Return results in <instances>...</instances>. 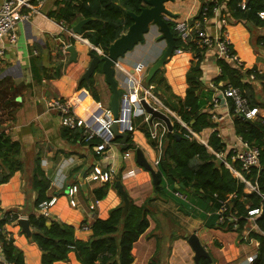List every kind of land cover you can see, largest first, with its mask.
I'll return each instance as SVG.
<instances>
[{"label": "crops", "instance_id": "1", "mask_svg": "<svg viewBox=\"0 0 264 264\" xmlns=\"http://www.w3.org/2000/svg\"><path fill=\"white\" fill-rule=\"evenodd\" d=\"M30 1L36 11L30 18L17 23L16 42L7 45L6 39L0 41V46H5L4 56L0 58V101L10 98L16 101L14 106H9L13 110L11 116L5 117L3 130L20 143L22 162V169L14 172L8 181L0 184L1 216L15 218L6 222L3 229L11 234L14 245L22 251L24 263L40 264L42 252L21 231L16 223L17 217L28 219L31 213L54 216L74 228L75 238L87 240L95 219L106 218L110 209L122 203V197L115 186V181L120 180L134 204L146 205L149 222L146 230L133 243L131 264H196L193 260L194 251L187 242V237L192 233H195L201 244L203 242L205 249L209 250L214 264H249L246 257L256 254L258 241L248 239V244H253L256 249L253 252L246 249L244 256L240 258L242 254L240 241L247 240L246 235L238 237L239 243L234 244L232 238L237 232L209 226L212 221L211 213L215 215V209L196 210L192 205L194 199L186 196V200H182L176 194L178 190L174 189L177 184L169 183L160 164L161 144L167 128L162 137H156L158 127L154 124L159 119L150 121L149 115L140 106H136L130 115V130L127 132L130 133L131 141L127 140V149L122 148L119 139V142H111L104 152L94 153L80 141H73L62 134L64 128L59 113L46 108L48 99L56 97L68 99L80 117L93 122L101 113L98 103H101L103 108L109 107L111 93L100 70L93 75L95 86L101 96L100 101L93 99L84 83L78 84L90 60L88 51L90 49L97 51L100 48L91 44L81 34L72 33L71 28H66L63 22L49 16V11L57 9L59 7L57 3H61V0ZM202 1L204 0H173L167 1L165 7L176 15L174 18L191 19L197 14ZM221 8L222 6L217 12L206 17L202 28L212 38L218 37L223 29L227 30L232 50L238 55L242 65L227 61L243 70L255 66L260 72H264V50H255L251 43V31L240 22L229 21ZM222 19L225 20V24L221 22ZM70 37L74 39L72 44L77 52L75 61H69L70 53L65 51V46L70 44ZM165 45V41L160 39L158 28L151 25L144 35V40L118 59L114 76L124 94L131 92V87L125 82L127 74L134 75L140 89H150L152 97L148 98L149 102L166 113L173 124L175 121L180 124L179 120L185 121L181 119L174 106L185 97L188 86L186 72L193 57L192 52L183 50L179 54L172 53L174 57L165 61L159 69V76L163 79L160 84L161 90L155 89V83L145 82L148 68L161 55ZM218 59L221 58L215 49H205L201 62V89L198 91V97L202 111H211L210 103L213 98H217L219 105L216 112L220 119L212 120L214 126L204 127L200 131H194L185 122L195 134L192 138L203 144L215 156L217 152L208 144L214 132L224 144L226 151H230L237 138L234 128L235 115L230 100L225 99L224 103L222 95V90L229 82L220 77ZM60 61L63 64L58 77L41 76L39 80L34 78L31 70L33 62L36 67L44 68L50 74ZM256 90L257 97L261 99L259 85ZM160 93L166 104L162 101ZM142 123L148 126V136L138 128ZM135 148H140L153 169L161 173V178L156 184L150 172L136 162ZM37 157L50 181L46 192L50 204L43 210L41 205L37 209L33 207L36 192L31 188L28 179L34 159ZM97 170L109 175L110 185L102 199H94L92 190L104 184V178L93 180L87 178ZM232 175L234 176L233 173ZM73 186H77L78 190L72 196L74 204H71L68 191ZM247 188L245 186L246 191ZM180 193L186 195L181 191ZM213 241L216 244L212 245ZM0 264L6 263L0 259ZM55 264L80 263L71 251L66 261Z\"/></svg>", "mask_w": 264, "mask_h": 264}, {"label": "trees", "instance_id": "2", "mask_svg": "<svg viewBox=\"0 0 264 264\" xmlns=\"http://www.w3.org/2000/svg\"><path fill=\"white\" fill-rule=\"evenodd\" d=\"M240 2L241 0H217L216 2L204 0L191 22L202 19L203 14L206 17L212 15V9L215 5L222 6L221 9L229 21L240 22L251 31V43L255 50H264V18L259 16V12L264 11V0H245L244 8H241ZM57 5L59 6L57 9L49 11V16L63 22L68 29L82 18L93 17L82 27L81 35L91 44L99 47L103 54L106 53L108 45L125 32L132 23V18L127 14V11L138 13L145 6L143 0H61V3L58 2ZM169 25L175 36L176 47L182 48V50H190L193 55L186 72L188 86L185 97L174 106V109L194 131L214 126L211 111L200 109L198 97V91L201 89V62L206 47L200 46L192 40L182 43L173 29L171 21H169ZM73 41L74 39L70 37L69 42L73 43ZM92 51L94 52L93 49ZM217 62L221 69L220 77L228 80V85L239 88L242 95L248 99L250 106L263 109L264 72H260L255 66L243 70L224 59H218ZM62 64V61L57 62L50 74L47 73L46 69L36 67L34 62L31 70L36 80H39L41 76L55 78L61 74ZM159 71L149 81L151 84L155 83V89L158 91L161 90L160 84L163 80L159 76ZM251 74L253 78H250ZM257 85L260 86L262 99L257 97ZM86 88L95 101L101 100L94 77L91 78L90 85ZM160 97L166 104L161 93ZM15 103L14 98L0 101V184L8 181L14 172L22 169L21 145L3 130L5 117L11 116L13 110L9 106H14ZM232 112L234 113L233 107ZM234 115L236 134L260 149L259 164L247 175L250 182L256 186L257 191H246L244 183L234 177L223 163L217 165V157L214 153L209 152L203 144L194 138L186 137L184 135L185 129L176 121L173 124V129L181 137L177 138L171 133L164 135L161 144L160 164L162 168V161L166 162V169L163 168V171L170 184H177L174 187L175 190L191 192V199L195 200L192 202L193 208L201 211L215 209V215L211 213L210 227L234 231L239 236H243V233L246 232L247 239L257 240L258 248L254 259L249 264H264V118L257 116L254 119H245L238 114L234 113ZM63 128V135L72 138L73 141H80L93 152V146L102 141L97 136L85 139V135L79 130L80 128L70 129L64 126ZM138 128L147 136L149 135L148 126L145 123L139 125ZM119 139V137L114 136L111 142H119ZM130 139V133H128L127 140L130 142ZM208 144L215 152H224L227 160L229 159L230 151L225 150L224 144L215 132L210 136ZM228 161L230 162V159ZM101 174L104 175L102 172ZM102 178H104V184L94 187L92 190L94 199H102L107 193V188L110 185L109 177L105 173ZM160 178L161 173L158 172V179ZM28 179L31 188L36 192L33 207L37 209L43 202L49 200L46 192L50 185L38 157L34 159ZM222 200H227L229 212L237 218L235 228H233V222L217 223L216 210ZM256 208L261 209V213L254 215L252 219L248 215V211ZM1 212L0 205L2 259L6 264H25L22 251L14 245L11 234L3 229L4 224L13 218L3 217ZM28 221L32 231L30 240L42 252L40 264H55V262L66 261L71 251L74 252L80 264H131L133 243L137 241L149 224L146 205H136L131 198H129L128 209L124 215L122 214L121 203L110 209L106 218L95 219L87 240L75 238L74 228L54 216L31 213L28 216ZM198 264H214V261L201 257Z\"/></svg>", "mask_w": 264, "mask_h": 264}, {"label": "built area", "instance_id": "3", "mask_svg": "<svg viewBox=\"0 0 264 264\" xmlns=\"http://www.w3.org/2000/svg\"><path fill=\"white\" fill-rule=\"evenodd\" d=\"M212 1L216 2L217 0ZM239 4L241 8H244L245 0H241ZM218 10V5H215L212 9L213 12H217ZM35 11L36 8L30 0H2L0 3V41L2 39H6V42L8 43L7 45L15 43L17 40V23L30 18ZM259 16L260 18H264V11L259 12ZM166 19L168 20V22L171 21L173 23V29L177 33L182 43H186L187 41L192 40L198 43L200 46H205L207 49H215L219 58L233 61L238 65H242L238 55L231 48V43L227 30L223 29L218 37L212 38L202 28V24L206 20V16L204 14L202 16V19L194 20L192 23L189 21V19H178L167 16ZM221 22L225 24L224 19H222ZM182 51V48L175 47L173 53L179 54ZM4 52L5 46H0V58H3ZM97 52L103 54L102 50L100 49H97ZM250 78H253L252 74L250 75ZM125 82L128 84V86L131 87L130 93L123 94L124 99L128 100L129 106L121 107V113L119 111L117 122L118 124H122V127L129 131L131 112L135 109L136 106L141 107L139 103L140 99L143 98L147 102H149L148 98H151L152 94L149 88L143 90L140 89V87L138 86V82L135 79V76L132 74H127ZM222 95L224 97V103L226 102L225 99H229L231 101V106L234 108V111L241 117L245 119H254L257 116L264 118V110L258 107L250 106L248 99L242 95L239 88L227 85V87L222 90ZM218 105V99L213 98L210 103V106L211 119L214 121L220 119L216 112V108L218 107ZM98 106L101 112L100 115L95 119V121L89 122L87 119H83L82 117H80V115L76 113L72 103L68 99L56 97L50 98L46 101L47 110H53L59 113L60 122L62 126L70 129L80 128L82 130V133L85 135V139H90L93 136L100 137L102 139L101 143L93 146V150L96 152H104L106 147L110 145L111 140L113 138V135L110 133V127L114 120L112 118V112L108 106L103 108L101 106V103H98ZM179 122L181 127L185 129L184 135L186 137L192 138L193 136H195L194 132L187 126L185 122H182L180 120ZM154 125L158 127L156 137H162L166 131V126L160 120ZM216 156L218 158L223 159L222 161L224 162V165L230 170L231 173L234 174V176L239 181L244 183V186L248 187V191H257L256 186H254L250 182V180L247 178V175L250 174L252 169L259 164L260 149L258 146L249 143L248 141L244 140L240 135H237L236 142L230 149V162L227 161V156L224 154V152L217 153ZM233 163H236L237 165L234 166ZM103 176H105V173L104 175H102L101 172L97 170L95 172H92V175L88 176L87 178L89 180H93ZM77 190L78 187L73 186L68 191L70 195L71 204H74L72 196L77 192ZM176 194L182 200H186L187 198L186 195L180 193V191H178ZM49 204L50 202L48 201L43 202L41 204L42 210L45 209ZM259 213H261V209L258 208L248 211V215L252 219L254 215ZM44 214L46 213L44 212ZM216 215L217 223L223 224L225 221H228L233 222V228L237 226V218L231 212H229L227 200H222L219 202V207L216 210ZM254 257L255 254L247 256L246 261L250 263L254 259ZM0 259L3 261L1 243Z\"/></svg>", "mask_w": 264, "mask_h": 264}, {"label": "water", "instance_id": "4", "mask_svg": "<svg viewBox=\"0 0 264 264\" xmlns=\"http://www.w3.org/2000/svg\"><path fill=\"white\" fill-rule=\"evenodd\" d=\"M167 1L173 0H143L145 6H143L138 13L127 11V14L132 18V23L118 38L112 41L106 50V53L100 54L95 49L88 51L90 56L89 63L80 76L78 84L84 83L86 86L90 85L91 78L94 73L98 70L104 76V81L108 85L111 96L109 100V108L112 112L113 123L110 127V133L114 136L120 138L121 146L123 149L128 148L127 129L122 127V124H118L117 117L121 107H128V100L124 99L121 90L118 87L117 79L114 76L115 64L118 59L122 57L127 51L131 50L136 44L144 40V35L149 31L151 25H155L160 33V39H163L166 43L161 55L156 59V61L148 68L145 77V82L148 83L153 75L164 65L165 61L169 59L176 47L175 36L171 31L167 17H175L176 15L172 13L169 9L165 7ZM93 17H86L80 19L71 27V31L74 34H81L82 27ZM65 51L70 53L69 61H75L77 58V52L72 43L65 46ZM141 108L145 113L149 115L150 121L153 119L161 120L167 128L166 134H172L177 138H180V134L173 131V123L171 122L169 116L158 108H155L145 99H140L139 101ZM231 105V101H230ZM99 113V111H98ZM128 114V113H126ZM126 124V123H125ZM135 160L136 162L148 170L153 178V182L156 184L158 180V172L153 169L150 163L146 160L143 151L140 148H135ZM222 158H218L216 163L221 165L223 163ZM162 166L166 169V162L162 161ZM115 186L122 197V214L127 212L129 205V197L125 192L120 180L115 181ZM84 187V186H82ZM16 223L19 225L21 231L25 234L28 239H31L32 231L29 226V221L25 217H17ZM187 242L194 251L193 260L196 264L201 257H206L211 261V257L205 247L201 244L199 238L195 233L190 234L187 237Z\"/></svg>", "mask_w": 264, "mask_h": 264}, {"label": "rangeland", "instance_id": "5", "mask_svg": "<svg viewBox=\"0 0 264 264\" xmlns=\"http://www.w3.org/2000/svg\"><path fill=\"white\" fill-rule=\"evenodd\" d=\"M192 19V18H191ZM191 19H189V21L191 22ZM192 23V22H191ZM231 48H232V46H231ZM171 57L173 58L174 57V55H171ZM261 99H262V97H261ZM235 114H237L236 112H234ZM183 193H185L186 194V196H188V197H192V195H191V192L190 191H188V190H183ZM243 235H246V232H244L243 233ZM238 237H241V236H238V234L236 233L235 234V236H233V238H232V242L234 243V244H238L239 243V238ZM250 240V239H249ZM249 240L247 239V240H241L240 241V243L242 244L241 245V247H242V250H241V257L240 258H242L244 255H243V253H244V251L246 250V249H248V250H250V251H255V249H256V247L252 244V245H249L248 243H249ZM214 244H216L215 243V241H213V243H212V245H214ZM202 245H204L203 244V242H202ZM222 245V244H221ZM226 250V249H225ZM209 251V250H208ZM212 254V253H211ZM251 254H253V253H251ZM250 255V254H249ZM247 263H249V262H247Z\"/></svg>", "mask_w": 264, "mask_h": 264}]
</instances>
